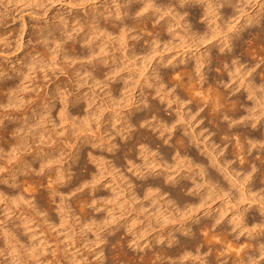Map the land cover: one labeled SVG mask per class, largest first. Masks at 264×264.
Instances as JSON below:
<instances>
[{"label":"rangeland","instance_id":"374dc122","mask_svg":"<svg viewBox=\"0 0 264 264\" xmlns=\"http://www.w3.org/2000/svg\"><path fill=\"white\" fill-rule=\"evenodd\" d=\"M35 1L37 2V0ZM128 1H131L132 4L139 2L138 0H47L44 3L46 10H44L45 6H43V10H40L42 6L38 10V7L29 6L20 1L12 3L11 0H0V25L3 26L0 28V85H8V82H10L9 85H12L13 89L15 88V92L13 90L11 93L6 89L3 90L4 88L1 89L2 86H0V92L3 91V93H0L2 96H0V127L1 129L4 126L7 127V123L9 126L12 122V125L16 122L21 123V120H27L28 123H31L34 119L36 123L38 121L35 119L37 115L41 119L38 118L39 123H36L37 125L34 122L35 125L31 123L34 127H31L30 123L28 124V129L23 134V144L14 147L15 151L8 147H10L11 142L16 141V135H5V133L0 131V264H152L160 256L164 258L163 260L160 259L165 263L169 260L168 257V259L166 258V255L170 254L171 251V255L174 253L177 257L182 256L183 251L181 250H183V247L180 245L182 241H190L192 244L194 242L196 244L197 242L196 245L199 250L197 247L194 250L201 252L200 257H207V260H211L212 258V264H219L218 260L221 263L237 262L238 253L242 254L243 258L245 255L248 257V254L256 256H253L255 258L253 260L251 259L253 257L250 256L246 260L239 256V259L244 260L242 261L243 263L251 259L248 262L251 261L252 264H264L263 245V249L255 251L256 254L254 250L252 252L249 249L251 248L249 245L252 242L251 245L254 246L259 241L261 243L264 242V200H262L264 195V149L258 150L259 146L257 147L256 144V147L254 144L249 145L251 141L248 139H243L242 142V138L239 135L242 132V134L246 132L245 134L247 135L248 133L249 139L252 137L251 139L253 140L257 135L256 133L264 126V76L262 77L260 73L264 67V11L259 17L260 22L246 27L242 31L240 39L238 37L239 41L236 40L240 42V47L237 46L235 49L236 60L240 62V66L235 69L230 67L231 71H227V67L223 68L221 63L216 62L215 65V62L211 61L210 68L205 75L207 81L205 82L206 84L204 83L203 88H200L199 82L194 80L197 79V76L194 77L197 74H195L192 67L189 68L194 73L186 68L188 71V73L186 72L187 80L184 76L186 74L183 75V79L189 81L187 83L190 85L185 86L187 88L183 87L182 91L184 90V93H188V90L194 86L195 89L203 92L211 100L220 99L228 101L224 105L230 103V101L235 102L234 99H238V103H240L239 111L241 109L244 110L240 111L244 112L240 113V115L245 116V114L250 113L248 115L251 116L252 114V119L256 120V123L250 126L240 124L228 128V125H225V123L234 114L229 104V108L225 106L222 109L223 112L227 110L225 112L227 114L230 113L227 115L224 112V115L229 117L224 118L221 116L219 122H223L222 124L227 129H231V132L228 130L229 134L232 133L235 136L231 135L228 138L225 135H221V137L219 135L216 136L217 131L215 130V126L206 120V113L199 123L192 125L193 129L197 130L203 126L201 128V135L207 133V135H204V137L207 136V139L216 136L213 139L216 142V147L222 148L221 145L227 139L229 140H227L226 145L223 144L230 152H227L225 156L234 165V171H237L238 182L240 184L236 183V186L232 187V194L223 195L207 189V193L211 192V196L207 199L206 204L209 203L197 210L198 212L204 211L196 219H191L198 212H191L185 202L179 201V203H176L175 198L171 200L172 191L177 186L173 187L172 184H164L168 186V191H165L158 197H155V194L158 193L157 191L152 197H145L144 192H142L144 185L160 181L163 173L167 174L170 178L177 177L183 173V177H178L177 180H187L185 177L187 175L186 172L189 170L182 160L180 162L177 160L176 162L175 157H170L174 154L172 152L174 149L171 148L175 145L178 137H183L185 130V132H189L187 130L190 128V123L193 122L199 113L195 112L196 108L193 111L192 102H189V97L181 91V87L177 88L176 84L172 82L173 80L171 82L168 80V82H164L162 86L157 88L153 86L154 84L151 80L149 81V85H145L143 81L144 77L148 76L151 78L152 76L151 70L148 71L147 69L149 66L145 67L143 63L140 64L143 61H141V55L135 58H128V56L123 58L121 62H124V65L117 73L120 75V81L118 80L115 83V85L117 84L115 87H109L92 83L89 80L78 83V81L73 80V71H69L71 73V80H69L67 78L68 74L65 73V70H69L72 66V64H69V59H63L60 52H57V54L53 53L52 56L44 58L41 52L34 51L37 47L34 45L35 41L31 37H34L36 32L44 27L46 19L47 23L52 24V22H57L59 19H64L67 22L68 18L75 19L78 17L76 22L81 25L78 32L80 33L86 27L83 21L88 16L96 13L98 17L103 15L101 16L102 20V18L107 17L112 12L123 8L124 3ZM202 1L214 3L220 0ZM234 1L235 3L239 1L240 7L236 11L241 13H236L234 16H224V13H222L221 16L213 19L215 35L210 40L202 44H196L190 36H187L185 38V47L182 49L172 46H169L170 48L166 47L167 49L160 47V54L153 56L152 59L157 58L159 55L167 60L183 56V58L189 59H187V65L190 66L189 62H194L192 57L198 55L200 50L204 51L202 49L204 46L211 44L218 38L219 42L217 44H220L223 37L232 32L235 23L240 25L244 23L246 16H253L259 8L258 5L264 0ZM195 5H198V7ZM201 5L199 2H196L188 8V11L189 9L190 11L192 10V14L201 13L203 11ZM37 11L41 13L44 11V14L40 12L39 14ZM155 16L153 14L151 20L153 19L154 21L156 19ZM22 18L26 20L25 28L21 25ZM163 18H166L175 29L185 32L178 25V21L171 18L170 15L163 14L160 21ZM130 19L131 17L127 20ZM203 19L200 18L197 21L199 23L198 26L202 29L205 27ZM151 20L148 21L149 27L154 25ZM2 21L5 22L2 23ZM70 25H73V23L70 22L69 27ZM21 28L26 29V32L24 30V32L20 33V30L23 31ZM202 29L200 30L202 31ZM12 31L15 32L12 33ZM140 32L143 34L145 31ZM115 36H117L116 33L107 36L103 32L91 35L96 42L94 45L95 49L99 46L101 50L118 53L123 44L120 46L114 43L112 39ZM142 37L140 35V38ZM6 40L7 42H5ZM131 40L132 38L129 37V34H126L124 42H130ZM40 42L36 41L37 44H41ZM172 42L176 43L175 38L172 39ZM5 43H8V45H5ZM175 43H173L174 46ZM213 47L211 52L215 54L217 53V49H215V46ZM184 51L185 53L181 55V52ZM143 62L146 64L145 61ZM217 64L221 66L218 68ZM182 65L184 64L179 65L180 67L177 66L178 68L176 69H179L177 72L176 69L172 70V67H169L171 69L167 68L169 69L167 72L170 74L184 73L185 69ZM228 66H230V63ZM180 70L182 71L180 72ZM162 71L166 70L163 69ZM189 72L190 74L192 73L193 77L191 81L188 80L191 79ZM18 75L21 79H19ZM16 76H18V82L16 81ZM83 77L84 75L80 76V78ZM221 77L224 80L220 79ZM216 78H218V81L216 80L217 82L213 83L212 79ZM208 81L210 82L207 85ZM170 83L173 84L171 85ZM183 83L187 84L186 82ZM16 85L20 87L17 88ZM248 90L250 91V95H248ZM7 92L8 94L4 95ZM11 95L13 96L12 98H10ZM174 95L176 96L174 97ZM76 96L79 97L77 98ZM5 99L8 101L9 99L11 101L14 100V106L11 102H9L11 104L8 103L7 105ZM141 99L144 101L149 99L146 105L143 106L145 108L141 107V110L140 108L130 110L133 107L140 106L141 102L138 101ZM73 100H76V102ZM49 102L50 104L53 103V105L48 106ZM148 103L149 105L158 103L159 113L157 111L155 114L153 110L148 109L149 121L147 120L141 126L138 125L127 129V119L133 120L137 116H143L145 113L147 115V112H144V110L146 109L145 111H147L149 107ZM190 105L192 108L189 107ZM78 106L81 107L79 108ZM187 107L189 108L187 109ZM204 108L206 107H203L202 110ZM175 112L178 114L176 113V115ZM14 113L15 116L13 115ZM188 113H192L193 117H188ZM159 114L165 120H172L176 116L177 118L181 117L179 121H177V118L176 120L174 119L176 122L174 123V127H176L172 131H169L171 136L167 137L168 132H163L161 136L158 132L159 126L152 128V126L148 125L149 122L151 123L156 120L154 118H160ZM10 115L12 117H8ZM127 115L129 117L126 119ZM151 115L153 117L156 115L157 117L153 118ZM13 116L17 118L13 119L14 121L12 120ZM30 118L32 121L29 120ZM19 123H16L15 126ZM34 130L38 134H34ZM139 131L149 133L150 140H145L147 142H144L146 146L145 148L143 147L144 149L139 145H134ZM127 132L132 133L131 137L126 134ZM165 134L169 141L171 140L173 143L167 144L163 142ZM161 140L163 143H161ZM80 142H84V145H81ZM244 144L247 149H245ZM79 145H81V150L78 149ZM129 146H135V148L129 149ZM161 147L165 149L170 148L173 154L163 157L164 153ZM111 148H113V151ZM178 151L182 154L180 149ZM237 153L241 156L236 157ZM73 156H75L74 159L76 161L73 160ZM197 156L202 157L201 153L197 154ZM89 157L92 158L90 159ZM243 158L245 160H242ZM246 158L248 159L246 160ZM240 159L241 161H239ZM242 161H246L247 163ZM243 163L255 166L256 169L251 173L255 174L254 182L243 180L244 169L242 167L248 166H243ZM41 166L44 170L43 168L41 169ZM192 169L196 170L197 168L194 167ZM148 172H154L153 176L148 175ZM14 173H17L16 180L19 182L16 183V186L19 188L16 186L12 187L10 184L12 181L11 176ZM141 173H146L145 178L141 177ZM194 175H192L193 179L195 178L194 181H199L201 184L202 177L200 173L198 172L195 177ZM73 178L75 179L74 181ZM70 179L75 184H79L73 186L75 191L72 189L71 194L66 190L67 186H72L71 181L66 182V180ZM78 179L80 182L83 180L82 183L85 182V185L81 186L82 183L80 184ZM21 182L24 183L23 187L21 186ZM64 183H67V185ZM188 183L191 184V180ZM250 183L252 184L251 186ZM75 186H79V188L76 190ZM204 189L205 186H202V188L200 187V191L195 190L196 193L195 191H192L193 193H185L183 190H180V200L189 199L190 201H195L194 204H196V200L198 201L199 199L198 193L203 194L205 192ZM18 191L20 192V196L16 197L15 195ZM187 197L188 199H186ZM207 208L210 210H205ZM243 209H248L246 211L247 215L244 218L241 215L244 212ZM212 216L219 218L216 225H213V221H211ZM204 221H208L209 226L212 228H208V233L199 231ZM254 221L257 223H254ZM253 223L255 226L256 224H260L261 227L257 226L261 230L255 227ZM172 235L174 236L173 242L169 241ZM204 236H206L204 239L206 240V244L207 241L211 242L207 246L211 244L214 247L217 246L218 248L216 247V249H219L220 244H231L228 245L229 247L231 246V249L228 248V250L230 253L233 252L230 255L226 247L227 245L221 249L223 254L225 253V256L221 254L222 252H219L221 251L220 249H211L210 245V251L207 252V248L202 246ZM213 236L215 239L218 238L215 240ZM226 240L229 242L227 243ZM215 241L216 243H214ZM244 242L246 243L244 244ZM242 246L243 248H241ZM245 246L246 248H244ZM254 246L252 247L254 248ZM236 247L241 250L238 249L239 251H236ZM179 248L181 252L178 251ZM245 249L249 250V253ZM161 251L165 252L161 254ZM177 251L181 255L179 253L178 255ZM215 251H218L217 254ZM243 252H246V254H243ZM214 256L218 257L214 258ZM154 257L157 259H154ZM222 260L226 262H222ZM241 260H238L239 263Z\"/></svg>","mask_w":264,"mask_h":264},{"label":"bare ground","instance_id":"6f19581e","mask_svg":"<svg viewBox=\"0 0 264 264\" xmlns=\"http://www.w3.org/2000/svg\"><path fill=\"white\" fill-rule=\"evenodd\" d=\"M16 1L23 2L24 4H27L29 6H36V7H38V10H39V8H41V6H42V9H40V10H43V8H44L43 6H45V9L44 10H46V5H44V3L47 0H37V2L35 0H11L12 3L13 2H16ZM79 1H87V0H79ZM138 1L139 2L137 4H132L131 1H128V2L124 3V7L123 8H121L120 10H118L116 12H112V14L107 15V17L102 18V20H101V16H103V15H101L100 17H98L97 16L98 14L94 13V14L88 16L86 18V20L83 21L84 24H86V27L84 28L83 31H80V33H78V32H79V29L81 28V25L78 22H76V19L78 17H76L75 19L68 18L66 20L67 22H65L64 19H59L57 22H52V24L47 23V19H46L45 20L46 23L44 24V27H42L41 29H39V31L36 32V35H34V37L33 36L31 37V39L33 38V41H35V44L34 43L33 44L36 45V47H37V48H35L36 50L34 49V51L41 52L42 53V56L44 58H48V57L52 56L53 53H56L57 54V52H60L61 55H62V58L65 59V60H68L69 59V64H72V66L70 67L69 70H67V71L65 70V73L68 74V77L67 78L69 80H71L70 79V77H71L70 74L71 73L69 71H73V73H72L73 78H74L73 80L78 81V83H80V82L82 83V81L89 80L92 83L102 84L104 86H109V87H112V86L115 87L117 85V84L115 85V83H117L118 80L120 81V79H119L120 75L117 74V73H118V71H120V68L124 65V62H121L122 59L123 58H126V56H128V58H135L136 56L141 55V61L142 60L145 61L146 64L143 61L142 62L140 61L141 63L140 62L139 63L140 64L143 63L145 67H148L149 66V68H147V69H148V71L151 70V76H152L151 78L148 77V76L147 77H144L143 81L145 82V85H149V81L151 80L152 83L154 84L153 86L155 88H157V87L162 86L164 84V82H166V81L168 82V80H169V82H171L173 80L172 82L176 84L175 86H177V88L178 87H181V91H182V89H184L183 87L189 85L188 84L189 81H185L183 79V75L186 74V72L188 73L187 70L190 69V71L192 73L195 72V74H197V75L194 74L195 75L194 77L197 76V79H194V80L195 81L197 80L199 82L198 84H199L200 88H203L204 85L206 84L205 82L207 81V78L205 77V75L207 74V71L210 68L209 65L212 62H215L214 63L215 65H216V62L217 63H221V65H223V68L224 67H227V69L225 68L227 71H231V68L230 67H232V68L235 69L236 67L240 66V62L236 60V54H235V52H236L235 49H236L237 46L240 47L239 46V43L240 42H237L236 40H238V37L240 39L241 34H242V31L246 27H250L253 24H258L260 22L259 21V17L262 15V12L264 11V1H263L260 5H258L259 8L255 11V13L253 14V16H249V15L246 16V19L244 20V23H242L240 25L237 24V23H235L232 32L230 34H228V35H225L223 37L222 42H220V44H217L219 42V40H218L219 38H218L217 40L213 41L211 44L204 46L202 48V49H204V51H201L200 50L198 52V55L193 56L192 58L194 59V62H189L190 66H188L187 65V63H188L187 61L189 59L187 58L188 59L187 60V59L183 58V56L182 57H178V58L173 59V60H167L165 58L163 59L160 55L157 56V58L155 57L154 59H152V57L155 56V55H157V54H160V47L161 48H164V49H167L169 46L170 47L172 46L174 48L179 47L180 49H182L183 47H185L184 46L185 43H186V41H185L186 39L185 38L187 36H190L191 39L196 42V44H202V43H205L206 41L210 40L215 35V29L213 27V19H215L217 16H221L222 13H224V16L225 15H229V16H232L233 15L234 16L236 13H241V12L236 11V9L240 7L239 1H237V3H235L234 0L233 1L232 0H220V1H216L214 3H212V2L205 3L202 0H158V1H156V0H138ZM196 2H199L200 4H202L201 6H202V10L203 11H201V13H196V14L193 13L192 14V12H191L192 10L190 11V9H189V11L192 14L191 15L190 12L188 11V8H190L192 6V4H195ZM196 7H198V5ZM232 10H234V11H232ZM230 11H232V12H230ZM43 12L42 13L40 12V13L41 14H44ZM153 14L156 15L155 16V18H156L155 20L156 21L155 20L153 21V19L151 20V16H153ZM163 14H168V15L171 16V18L176 19L178 21V25H180L181 28L185 32H181L180 30L175 29V27L166 18H163V20L160 21V19L162 18V15ZM130 17H131V19L130 20H127ZM200 18H204L203 19V21L205 22L204 29H202L200 26H198L199 23L197 21ZM150 20L153 22L154 25H152V26L149 27L148 26V21H150ZM25 21H26L25 18H22L21 25H23V28L26 27L25 26ZM235 21H236V19H235ZM3 22H5V21H2V23ZM70 22L73 23V25H70V27H69V23ZM196 23H198V24H196ZM2 27L3 26H1L0 28H2ZM23 28H21V29H23ZM200 29H202V31ZM10 30H12V28H10ZM13 30H15V29L13 28ZM16 30H17V28H16ZM24 30L26 32V29H23V31L20 30L21 31L20 33L24 32ZM140 31H145V32L149 33L150 35L149 34L147 35V33L145 34V32L143 34H141L142 32H140ZM13 32H15V31H12V33ZM99 32H103L107 36L113 35L115 33L117 34V36H115L112 40L114 41V43H116V44H118L120 46L123 44L122 47H120V50H119L118 53H116L114 50H112V51H114L115 53L114 52L110 53L109 51L107 52V51L101 50V47H99V46H98L97 49H95V46L94 45L96 44V42H95V39H93L91 37V35L93 33H99ZM137 32H139V34H137ZM126 34H129V37L132 38V40L130 42L129 41L124 42V38H125V35ZM140 35H142L143 37L140 38ZM174 38L176 40V43L175 42H172V39H174ZM36 41H41L40 42L41 44L38 43L39 44L38 45L36 43ZM177 41H178V43H177ZM5 42H7V40ZM31 42H32V40H31ZM144 43H146V44H144ZM173 43H175V46H174ZM5 45H8V43L7 44L5 43ZM158 45H159V47H158ZM213 46H215V49H217V53H215V54H213L211 52ZM213 50H214V47H213ZM184 53H185V51L184 52H181V55H183ZM185 55H187V54H185ZM182 63L184 64V65H182L183 68L185 69L184 73L181 72L183 70L182 68H181L182 70H180L181 73H177L176 74V73L173 72L174 74H170L169 72H167V71H169V69H171L169 67H172V70H173V69H176V68L180 67L179 65H181ZM229 63H230V66H228ZM191 64H193V66H191ZM221 65L220 64L219 65L217 64L218 68ZM189 67H192V69L194 70V72ZM167 68H169V69H167ZM186 68H187V70H186ZM163 69L166 70V71H162ZM177 70H179V69H176V72H177ZM260 73L262 74V77H263L264 76V67H263L262 71H260ZM189 74H190V72H189ZM82 75H84V77L83 78H80V76H82ZM18 76H16V78ZM22 76H24V75H22ZM184 76L186 77V78L185 77L184 78L187 80V78H188L187 77V74L184 75ZM189 77H191V79H188V80H190V81L193 80L192 75L189 76ZM19 79H21L20 76H19ZM19 79L17 78L16 81L18 82ZM220 79H223V77H221ZM212 80H213L212 82L214 83V82H217L218 81V78L212 79ZM182 82H186V83L188 82V83L187 84L183 83V84H185L183 86ZM209 82L210 81H208L207 85L209 84ZM9 83L10 82H8V85H6V84L5 85H0V86H2L1 89L4 88L3 90L6 89L9 92H11V91L14 90V92H15V88L13 89V86L12 85H9ZM216 84H219V83H216ZM16 87H17V85H16ZM19 87H17V88H19ZM185 88H187V87H185ZM191 89L190 90L192 91V93L188 89H187L188 90V93H184L183 92L184 90L182 92L184 94H187V96L190 99L189 102H192V106L194 107L193 108L194 109L193 111H195V108H196V111L195 112L196 113H199V115L197 116L195 114L197 117H195L194 120H193V122L190 123V128L187 130L189 132H185L186 130L185 131L183 130L184 131L183 137H180V138L178 137L176 139L175 145H174L175 148H173L174 146L172 148L170 146L171 149H174L172 152H174L175 155L171 152V149L170 148L165 149L164 147L163 148L161 147L162 150H163L162 152L164 153V156L163 157H168V156H170V155L173 154V156H170V157H175V159H176L175 161L176 162H177V160H178V162H180V160H182V162H184V165H186V167L189 170L188 172H186V174H187L186 177L184 175L185 179H187V180H183V181H181V180L179 181V179L177 180L178 177H183V173L179 174L177 177H171V178L167 174L163 173V175H161V178H160L161 180L160 181L159 180L158 181L155 180L156 183L155 182L154 183L153 182H151V183H148L147 182L148 184L143 186L142 192H144V196L145 197H147V196H151L152 197L153 194H155V192L157 191L158 193L155 194V197L156 196L158 197L159 195L163 194L165 191H168V188H167L168 186H166L164 184H166V183L167 184H172L173 187L174 186H177L176 187L177 189L175 188V190L172 191V197H171V195H169L171 197V200H174V198H175L176 203H179V201L182 202V203L185 202V203H187V206H189V210L191 212L192 211L193 212L195 211L197 213L198 212L197 210H199V208H203V207H205V205H207L209 203L208 202L206 204L207 199L210 198V196H211L210 195L211 192L207 193L206 192L207 189H209L210 191H214V192L216 191V192H218V194H220V193L223 194V195L224 194H232V187L236 186V183H239L238 182L239 179L237 177V171H234V165L232 163H230L231 160L229 159L230 161H228V158L225 156V154L227 152H229L228 148L224 146V145L227 144V140L228 139L223 143L224 145L223 144L221 145L222 148L216 147V142L213 141V139L216 138V136H218V135L220 137H221V135H225L227 138L228 137H231V135H233L232 133L229 134V132H228L229 129H227V127L225 126L226 124L228 125V128H230V126L235 127V126H238L240 124H242V125H246L247 124V125L250 126L252 124H255L256 123V120L252 119V117H251L252 114H251V116L248 115L250 113L245 114V116H242V114L240 115V113H242L244 110L240 108L243 111L242 112H240L241 110L239 111V107H240L239 105H240V103H238V99H234L235 102H231L230 101V103L224 105L225 102H228V101H226V100L223 101V100H220V99L217 100V99H213V98H212L213 100H211L210 97L208 98L207 95H205L203 92L199 91L198 89H195L194 86L191 87ZM0 93H3V91L0 92ZM7 94H8V92L6 94H4V95H7ZM188 94H190V95H188ZM248 95H250V91L249 90H248ZM9 96H10V94H9ZM53 96H51V97L53 98ZM175 96L176 95H174V97ZM12 97L13 96L11 95L10 98H12ZM215 97H216V95H215ZM159 99L161 100V98H159ZM142 100L143 99H141V100L138 101V102H141L142 103V104L140 103V106L133 107L130 110L139 109V108L141 110V107H143L144 105H146V102H148L149 99H147V101L146 100L145 101L143 100V102H142ZM215 100H217V101H215ZM6 101H7V105H8L9 102H11L12 104L14 103L13 102L14 100L11 101L10 99H9V101L8 100H6ZM74 102H76V100ZM11 103H9V104H11ZM151 103H152V100H151ZM51 104L53 105V103H51ZM51 104L49 102L48 106H51ZM75 104H73V105H75ZM229 104L231 106L230 108L232 109V110L231 109L230 110L233 111L234 114L228 119V121L226 120L227 123H225V125H224V124H222L223 122L222 123L219 122V119H220L221 116H223L224 118H228L229 117L227 115L230 114V113L227 114L225 112L227 110H225L224 112L227 115H224V112L222 110L223 107H225V106L228 107ZM16 105H17V103H16ZM148 105H149V103H148ZM157 105H158V103H156V104H150L149 107L147 108V111H145L146 109L144 110V112H147V115H146V113L144 114L142 112L144 114L143 116H139V117L137 116L133 120L131 118H130L131 120L127 119L129 117L127 115L126 116V119L128 120L127 121V124H128L127 129L128 128H133L134 126H138V125L141 126V124H145V122H147V120L149 119L148 109L153 110L154 113L156 114L157 111L159 110V108H158ZM13 106H14V104H13ZM189 107H191V105ZM189 107H187V109ZM203 107H206V108H204L202 110ZM243 107H245V106H243ZM143 108H145V107H143ZM237 111H239V112L237 113ZM246 111H247V109H246ZM221 112H223V113L221 114ZM24 113H27V112H24ZM158 113H159V111H158ZM176 113L177 112H175V114ZM205 113H206V120H208V122H211L215 126V130L217 131V135L214 138H213V136L211 138H209V139H207V136L204 137V135H207V133L206 134L203 133L201 135V133H202L201 132V128L203 126L200 129H198V130L197 129H193V126L192 125H194L195 123L196 124L199 123V121L201 120V118H203V116L205 115ZM152 114H153V112H152ZM191 114L188 113L187 116L188 117H191V116L193 117V115H191ZM13 115L15 116V113ZM19 115H20V113H19ZM14 116H13L12 120L13 119L14 120L17 119V118H14ZM158 116H160V114ZM8 117H12V116L10 115ZM36 117L37 118H35V119H37L39 121V119H40L39 118V115H37ZM151 117H153V116L151 115ZM5 118H7V117H5ZM171 118H173V117H171ZM176 118H177V116L174 117L175 120H176ZM180 118L181 117L177 118V121H179ZM174 119H172V120L171 119L170 120L169 119L168 120H165V118L162 119L161 116H160V118H158V117L157 118H154L155 121H153L151 123L149 122L148 125L149 126H152V128H156L157 126H159V128H160L159 131H158L160 133L159 135H161L163 132H165V133L168 132V134H167V137H168V136H171V134L169 133V131L170 130L172 131V129H175V127H176V126L174 127V123H176ZM29 120L32 121L31 118ZM9 121H10V119H9ZM34 121L35 120L33 119V121L31 123L34 124L35 123ZM38 121L36 122L37 124L39 123ZM10 122H12V121H10ZM16 123H19V122H16ZM29 123H28L27 120H25V121H22L21 120V123H19L20 125L18 124L17 126H15V124L12 125L13 122L11 124L12 126L11 125L8 126V123H7V127H5V126L3 127L4 124L1 125L3 128L1 129V127H0V131H2L3 133H5V135L6 134H9L11 136H14V134L16 135L15 136L16 137V141L15 142L14 141L11 142L10 145H9L10 147H8V148H11V150L15 151L14 150L15 149L14 147L21 146L23 144L22 143V140H24L23 134L28 129V124ZM31 123H30V125H31ZM34 125H31V127H34ZM35 127H37V126H35ZM36 130H38V129H36ZM36 130H34V134L35 133L38 134V132H35ZM142 131H139L138 132V136L137 137L135 136L136 138H135V141H134V145L135 146L136 145H139L142 148L143 147L145 148L146 146L144 145L145 144L144 142H147L145 140H148L149 141L150 140V137L148 135L149 133L142 132ZM216 131H214V132H216ZM244 131H246V130H244ZM259 131H258V133H256L257 135L254 137L255 139L253 138V140L251 139L252 137L250 138L251 140L249 139V136H247L248 133H247V135L245 134L246 132L244 134H242L243 133L242 132L239 135L242 138L241 139L242 142H243V139L244 140H247L248 139L249 141H251V143H249V145L250 144H254V145L256 144L257 147L259 146L258 147V150L259 149H264V146L262 147V145L264 144V126ZM17 133H19V135H17ZM32 133H33V131H32ZM126 134L129 137H131V135H132V133H130V132H127ZM208 134H209V132H208ZM200 135H201V137H200ZM32 136H33V134H32ZM233 136H235V135H233ZM165 137H166V134H165ZM165 137L163 139V142H166L167 144L170 143V142L173 143L171 140L169 141V139L167 137L166 138ZM163 142L161 140V143H163ZM80 143H81V145H84V142H80ZM80 143H78V144H80ZM236 143H238V142H236ZM81 145L78 146V149H80ZM256 145H255V147H256ZM135 146H133V147L132 146H129V149L135 148ZM242 146H243V143H242ZM224 147L227 148V149H225ZM233 147H234V145H233ZM244 147H246V145ZM248 147H250V146H248ZM178 149H180L182 151V154L178 151ZM245 149H247V147ZM111 150L113 151V148H111ZM230 150H231V148H230ZM77 151H79V150H77ZM233 151H232V153L234 154ZM238 151H240V150H238ZM241 152H243V151H241ZM79 153H80V151H79ZM199 153H201V156L202 157L197 156V154L199 155ZM244 153H246V152L244 151ZM247 153H248V151H247ZM239 154H241V153H239ZM239 154L238 155H235V156L237 157V156H239ZM87 155L90 156L88 153H87ZM263 156H264V154H263ZM74 158H75V156H73V160L76 161V159H74ZM247 159L248 158H246V160ZM235 160H237V159H235ZM242 160H245V159L243 158ZM239 161H241V159ZM242 162H246V161H242ZM72 163H74V162L72 161ZM130 164L132 165V163H130ZM247 165L248 164L243 163V166H247ZM194 167H196L197 169L196 170L192 169ZM248 167L249 168L251 167V168L249 169ZM42 168L43 167L41 166V169ZM242 168L244 169V171H243V177H244V179L243 180H245V181H248L249 180L250 182H252L253 179H254L255 174L253 175L251 173H252V171H254L256 169L255 166L254 165H251V166L248 165L247 167H245V168L242 167ZM41 169H39V170H41ZM30 170H32V169H30ZM43 170H44V168H43ZM198 172L200 173V176L202 177L201 184H200L199 181L195 182L194 181L195 178L193 179V176H192V175H194V173L197 174ZM148 173H149L148 175H151V177H152L154 172L153 173L152 172H148ZM259 173L261 174V172H259ZM16 175H17V173H14L11 176V180L12 181L11 182L8 181V182H10V184H11L12 187L16 186V183L19 182L18 180H16ZM140 175H141V177H144L145 178L146 173H141ZM195 175H194V177H195ZM248 175H250V176H248ZM64 178H66V177H64ZM261 178H263V177H261ZM74 180L75 179L73 178V181ZM188 180L189 181L191 180V184H193V183L194 184L191 185L190 183H188L189 182ZM67 181L69 182V181H71V179L70 180H66V182ZM73 181H71L72 182L71 183L72 186H69V187L67 186L68 188L65 186L66 187V190H68L67 192L69 194H71L74 185H79V184H75V182H73ZM79 182H80V180H79ZM82 182H83V180H82ZM82 182H80V184ZM198 182H199V184H198ZM261 182H262V180H261ZM23 184L24 183L21 182V186L22 187L24 186ZM64 184L67 185V183H64ZM82 185H85V182L82 183L81 186ZM251 185L252 184L250 183V186ZM202 186H205V189H204L205 192L202 191V192H204L203 194H200V192L198 193L199 199H198V201L196 200V204H194L195 201L194 202L193 201H190L188 199V197L186 199H188L189 201L188 200H180V193H179L180 190H183L185 193L186 192L193 193L195 190L200 191V187L202 188ZM16 187H18V186H16ZM77 188H79V186H77L75 189L77 190ZM243 188H245V187H243ZM140 189H141V187H140ZM73 191H75V190L73 189ZM195 193H196V191H195ZM15 196L16 197H19L20 196V192L18 191V193H16ZM189 197H190V195H189ZM263 197H264V195H263ZM263 197H262V200H264ZM205 210L208 211L210 209L207 208ZM243 210H244V212H242V214H241V215H243L242 218L246 217V215H247L246 214V211L248 209H243ZM203 211L204 210H202L201 212H198L191 219H196V217L200 213H202ZM206 213H208V212H206ZM211 218H212L211 221H213V225L214 224L216 225V223H217V221H218L219 218H217V217L215 218V216H212ZM251 222H252V220H251ZM254 223H257V222L254 221ZM258 223H260V222H258ZM213 225L211 224V226H213ZM257 225L259 227H261L260 224H256V226L254 224L255 227H258ZM251 226H253V225H251ZM209 227H210L209 226V222L208 221H204V224H203V226H201V228H200L201 230L199 229V231H202L203 233L204 232L206 233ZM259 227H258V229H260ZM258 229H257V231H258ZM223 232L225 233V231H223ZM205 237L206 236L203 237L202 241L205 239ZM168 238H169V236H168ZM224 238H225V236H224ZM224 238H223V240H224ZM169 239H170L169 241L173 242L174 236L172 235ZM183 239H185V238H183ZM214 239H215V237H214ZM104 240H105V238H104ZM194 240H196V239H194ZM200 240H201V238H200ZM221 240H222V238H221ZM200 242H198V243H200ZM209 242L210 241H207V244ZM226 242H227V240H226ZM179 243H181V242H179ZM202 243H203L202 246H204V247L207 248V252L210 251V249H209L210 247H212L211 249H215V250H219L220 249L221 250V249H223V247H225V245H227V244H224V243L223 244H220L219 249H216L217 246L214 247L211 244H209L210 247H209V245L207 246L206 240H204ZM214 243H216V241ZM245 243L246 242H244V244ZM263 243L264 242L261 243L259 241L258 244H255V246L250 244L249 247L251 246V248H249V247L248 248L251 249L252 252L254 250V253L256 254V252L258 250L260 251L261 249L264 248V244ZM196 244H197V242H196ZM196 244H195V242L192 244V243H190V241L189 242L188 241H182V244H180L183 247V250H181V251H183L182 252V256H178L177 257V255H175L174 253L171 255V253H172V251H171V253L169 252L170 254L166 255V258L167 257L169 258V260H167V262L163 263L162 260L164 258L163 257L161 258V256H160V258L162 260L160 258H158V259H160L162 261V263H161L160 260H158L157 258H155L156 257V255H155L154 259H157L158 261L156 260L153 263H155V264H212L211 263L212 258H211V260H207V257H202V256H201L202 258L200 257L201 252L198 251L199 248H198V246ZM233 244H235V243H233ZM240 244H242V243H240ZM221 245H224V246L221 247ZM228 245H231V244H228ZM228 245L226 246L227 247V250H228V248L231 247V246L229 247ZM262 245H263V248H262ZM243 246L241 248H243ZM252 246H254V248ZM182 247H180V248H182ZM196 247H197L198 250H194ZM180 248H179L178 251H180ZM244 248H246V246ZM238 249L239 248H237L236 251L241 250V249H239V250ZM193 250H194V252L196 251V253H194ZM227 250H225V251H227ZM165 251H161V254L163 252H165ZM178 251H177V254L179 253L181 255V253H180L181 251L180 252H178ZM245 251L249 253V250L247 251L245 249ZM215 252L217 254L218 251H215ZM219 252H222V250L219 251ZM228 252H229V250H228ZM246 252H243V254H246ZM159 253H160V251H159ZM231 253H230V255H231ZM213 254L215 255V253H213ZM221 254H223V252ZM253 254H251V255H253ZM169 255H171V256H169ZM173 255H175V256H173ZM238 255L241 256V258H243L242 257V254H239L238 253ZM248 255L250 256V254H248ZM239 256L238 257L236 256V257L238 258V260H241V259H239L240 258ZM245 256H244L245 260H246V258H249V256L248 257L247 256L245 257ZM253 256H255V255H253ZM253 256H250V257H253ZM216 257H218V256H214V258H216ZM220 258H222V257H220ZM226 258H224V259L226 260ZM154 259H150V260H154ZM227 259H229V258H227ZM243 259L240 261V263H239L238 260H237V262L239 264H241V263L242 264H249V263H251V261L250 262H248V261L251 260V259L253 260L255 258L253 257V258L249 259L248 261H245V263L242 262V261H244ZM225 260H222V262H226ZM229 261H232V260H229ZM217 262H219V264L221 263L220 260H218ZM235 262L236 261H232V262H229V263L226 262V263H221V264H235ZM237 262H236V264H238Z\"/></svg>","mask_w":264,"mask_h":264}]
</instances>
